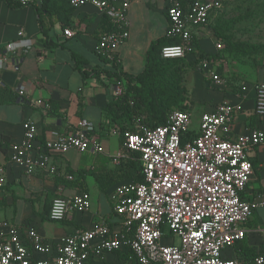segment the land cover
<instances>
[{
    "label": "crops",
    "instance_id": "0c3cea01",
    "mask_svg": "<svg viewBox=\"0 0 264 264\" xmlns=\"http://www.w3.org/2000/svg\"><path fill=\"white\" fill-rule=\"evenodd\" d=\"M166 11L167 0H134L128 10L129 38L111 60L99 54L97 47L100 36L112 25L92 5L73 8L64 0H34L28 5L0 0V62L3 64V59L8 58L19 66L17 70L7 63L6 67L0 66V160L6 164L5 182L0 185V220L33 226L51 241L98 224L120 229L121 218L115 212L111 194L116 185L133 181V169L127 164V157L119 162L113 160L118 152L125 151V139L107 108L116 98V72L141 73L152 43L167 35ZM222 17L234 20L228 33L233 40L264 45V0H227L207 26L193 28L196 50L185 59L192 62L201 52L210 55L226 85L215 87L198 64L191 65L194 81L190 86L185 84V88L189 90V110L194 114L192 128L198 130L201 115L228 100L243 107L234 122V136L254 128L264 131V116L255 114V85L264 83V50L230 48L221 56L219 52L225 45L217 50L218 41L208 35ZM65 29L74 34L67 36ZM18 40H30L31 45L14 52L6 50V44ZM199 74L204 81H199ZM20 85L26 87L24 97L17 92ZM38 100L49 102L51 109L38 106ZM81 119L95 125L93 136L103 145L102 152L71 149L54 155L53 162L58 167L55 175L41 170L27 174L19 167L7 165L10 145L21 140L24 121H34L38 139L44 141L53 132L73 129ZM250 160L253 175L241 195L247 201L264 196V143L255 147ZM81 193L90 196L89 211H71L61 220L50 218L56 198ZM244 226L245 243L238 242L231 255L247 262L252 261L251 255L263 250L264 207L253 211ZM91 264L137 263L129 249H122L106 252L100 259L92 258Z\"/></svg>",
    "mask_w": 264,
    "mask_h": 264
},
{
    "label": "built area",
    "instance_id": "2783aa9c",
    "mask_svg": "<svg viewBox=\"0 0 264 264\" xmlns=\"http://www.w3.org/2000/svg\"><path fill=\"white\" fill-rule=\"evenodd\" d=\"M14 1L28 5L34 0ZM64 1L73 8L92 5L108 18L113 29L100 36L97 51L107 59H114L118 48L129 38L128 10L134 0ZM225 1L167 0V36L178 38L180 43L164 46L162 58H185L195 51L193 28L207 26L211 16L223 9ZM65 34L74 33L65 29ZM30 45V40H18L5 48L14 52ZM216 49H223L222 43L218 42ZM197 57L199 70L211 83L225 87L226 80L211 56ZM3 60L0 66L6 67L7 63L15 70L19 68L17 62ZM255 91V114L262 117L264 83L255 85ZM17 92L24 97L25 85H20ZM124 93L123 83L116 81L115 95ZM37 105L46 111L51 109L49 102L38 100ZM242 110V105L228 100L218 103L201 115L198 135L192 139L183 138L193 123L191 113L186 110H173L166 123L155 128L138 124L136 131H126L125 151L118 152L113 160L119 162L128 157L129 151L139 152L144 181L115 186L111 199L121 218L120 229L98 224L51 241L33 226H18L3 219L0 220V264H91L92 258L100 259L106 252L122 249H129L137 264H264V231L263 250L252 261L243 262L231 255L235 245L246 237L244 225L253 211L264 207V196L253 201L241 196L253 175L251 154L264 143V131L260 128L233 135L237 113ZM22 130L21 140L10 145L7 165L19 167L27 174L38 170L57 174L53 156L71 149L104 150L93 136L95 125L85 119L66 133H51L44 141L38 139L34 121H24ZM5 166L0 160V185L5 182ZM91 205L86 193L56 198L50 218L61 220L71 211L85 213Z\"/></svg>",
    "mask_w": 264,
    "mask_h": 264
},
{
    "label": "trees",
    "instance_id": "16d2710c",
    "mask_svg": "<svg viewBox=\"0 0 264 264\" xmlns=\"http://www.w3.org/2000/svg\"><path fill=\"white\" fill-rule=\"evenodd\" d=\"M112 29L113 26L108 25L104 33ZM178 43H180L178 38L165 35L152 43L146 54L145 68L141 73L133 75L122 71L116 72L117 81L125 83V93L116 96L109 103L107 111L119 126L123 138L126 131H136L138 124H145L152 128L165 124L168 114L174 110L171 107H182L175 110H186L183 108L186 88L180 82V77L184 75L188 67L197 65L199 59L197 57L196 60L188 62L185 58H162L161 50L164 46ZM229 47L243 51L247 49L264 50V45L246 43L231 44ZM205 54L201 52L197 55L202 57ZM84 74H86L85 71ZM197 135L198 130L192 128L183 135V138L192 139ZM126 162L133 169V182L144 181L141 154L137 151H129ZM244 240L245 238L241 243H245ZM257 254L258 252L254 253L249 259Z\"/></svg>",
    "mask_w": 264,
    "mask_h": 264
},
{
    "label": "rangeland",
    "instance_id": "374dc122",
    "mask_svg": "<svg viewBox=\"0 0 264 264\" xmlns=\"http://www.w3.org/2000/svg\"><path fill=\"white\" fill-rule=\"evenodd\" d=\"M225 16V15H224ZM242 16V15H241ZM240 16V17H241ZM237 18H239L238 16L236 17V19ZM240 19H242V18H240ZM233 24H234V20H233V18H227V17H222L221 19H220V21L217 23V25L216 26H212L210 29H209V35L208 36H210L211 38H213L215 41H218V42H220V43H222V45H223V48H224V45H225V49L223 50V51H221V52H219L220 53V55L222 56L223 55V57L225 56V53H226V51H228V49H230V45L231 44H234V43H238V42H236L235 40H233V35H230V34H228L229 33V30L230 29H232L233 28ZM230 38V39H229ZM197 69V68H196ZM190 70H192L191 71V73H190ZM194 70V68L192 67V66H190V67H188L186 70H185V73H184V75H182L181 77H180V82L182 83V85L185 87V84L187 85V83H188V85L187 86H190L191 85V83L194 81V72L195 71H193ZM198 70V69H197ZM199 81H204V79H203V77H202V75L201 74H199ZM185 97H187V101L185 102L186 104H183V105H186V106H184L183 108H185L186 110H188V111H190L191 112V114L192 115H194L193 114V111L192 110H189V103H190V98H189V90L188 89H186V93H185ZM182 105V106H183ZM172 108V110L174 109H180V108H182V107H171ZM171 111V110H170ZM169 111V112H170ZM22 211H21V209L19 210V213H21Z\"/></svg>",
    "mask_w": 264,
    "mask_h": 264
}]
</instances>
